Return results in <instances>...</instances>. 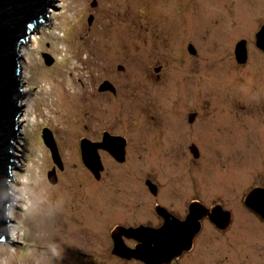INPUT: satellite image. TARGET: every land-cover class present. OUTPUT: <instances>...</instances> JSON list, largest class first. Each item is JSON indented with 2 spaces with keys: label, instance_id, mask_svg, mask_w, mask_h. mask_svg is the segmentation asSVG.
<instances>
[{
  "label": "rangeland",
  "instance_id": "374dc122",
  "mask_svg": "<svg viewBox=\"0 0 264 264\" xmlns=\"http://www.w3.org/2000/svg\"><path fill=\"white\" fill-rule=\"evenodd\" d=\"M62 1L61 21L31 32L21 48L27 96L20 125L28 154L13 172L17 208L9 225L10 240L21 245L0 243V264H142L112 254L114 228L156 226V203L185 220L195 202L230 210L232 226L220 232L205 219L192 252L172 264H264V221L244 202L264 188V53L256 46L264 0H190L199 15H190L184 34L200 55L193 59L194 51L183 48L188 60L174 62L167 77L174 86L164 92L137 68L151 60L146 52L156 37L149 8L166 11V2ZM243 40L248 60L239 64L235 48ZM116 43L123 44L120 54ZM180 43L173 40L174 57ZM105 81L115 95L102 93ZM196 108L201 118L188 126ZM44 129L53 133L63 170L44 144ZM104 131L127 137L131 151L120 166L99 154L105 173L97 181L80 144ZM54 168L56 184L49 180ZM147 180L157 186L156 199Z\"/></svg>",
  "mask_w": 264,
  "mask_h": 264
},
{
  "label": "water",
  "instance_id": "95a60500",
  "mask_svg": "<svg viewBox=\"0 0 264 264\" xmlns=\"http://www.w3.org/2000/svg\"><path fill=\"white\" fill-rule=\"evenodd\" d=\"M64 4L62 0H0V243L21 245L9 238V225L15 223L13 209L17 208V200L11 187L15 182L13 172L25 161L28 154L20 125L25 108L23 100L27 94L23 91L21 81L19 50L31 32L50 30L61 21L58 10ZM92 23L91 17L89 26ZM256 46L264 53V25L256 34ZM190 52H193L192 47ZM235 57L239 64L247 62L248 48L245 40L236 45ZM112 88L109 82H105L100 90L107 91ZM42 139L51 152L54 164L63 170L52 131L44 129ZM100 149L107 151L116 162L123 164L126 161V140L105 133L101 143H91L87 139L81 141L83 163L97 181L101 179L104 171ZM191 150L198 159L197 148L192 147ZM49 180L52 184L57 183L56 168L49 172ZM146 185L156 194L155 184L147 180ZM244 202L248 209L264 221V188H254ZM156 211L164 220L160 228H114L111 232L114 256L142 264H172L192 250L194 239L202 229V220L207 218L216 228L225 230L233 218L232 212L225 210L222 205L207 208L199 202L190 205L185 220L177 219L161 206ZM123 237L135 240L137 245L133 248L127 246Z\"/></svg>",
  "mask_w": 264,
  "mask_h": 264
},
{
  "label": "flooded vegetation",
  "instance_id": "af4514ba",
  "mask_svg": "<svg viewBox=\"0 0 264 264\" xmlns=\"http://www.w3.org/2000/svg\"><path fill=\"white\" fill-rule=\"evenodd\" d=\"M162 1H164V3L166 2L168 4V6L166 7V11L165 10H163V11L157 10L156 11V9H159V8L155 7V6L149 8V9H152V12H151L152 24L150 23L151 28L149 29V32H151L153 35L154 34L156 35V37H154L155 39L151 40V45H150V42H148V44H147V46L150 45V47L148 48L146 53H147V55H149L148 60L149 59H151V60L147 64L140 66L139 69L137 68V73L139 71L140 77L145 78L146 81L149 82L151 88H152V85L155 86V87H153V90L159 89L161 92L166 88H171V86H174L172 84H169V81H172V82L174 81L173 78L167 79V77L173 76L170 73L172 72V70H174V68H173L174 62L177 60L178 61L188 60L189 56L184 53L183 48L188 50V52L190 53V46H192V45L190 43H188L189 42L188 40H193V39H191V37H189V36H186L184 34V31L186 30L187 26H190V17H191L190 15H192V18H194L195 21L197 19L196 16L199 15V13H198V11H196V9H194V8L190 9V7H189V1L190 0H162ZM106 15L109 16L108 13H106ZM142 23H143V21L140 22L139 29L143 28ZM141 33H143V30ZM139 34H140V32H139ZM174 39L175 40H181L180 47L178 48L180 50V53L176 54L175 57L173 54V40ZM135 41H138L140 43L146 42L145 40L144 41L135 40ZM147 41H149V40H147ZM117 45H118V53L120 54L122 51V47H123L122 45L123 44L116 43L114 46H117ZM135 47H138L137 42L135 44ZM155 51H160L161 53L156 54ZM193 51H194L192 53V54H194L193 59H197L198 56L200 55V53L195 48ZM180 64L182 65L183 62L179 63L178 66H180ZM185 70H186V65H184L183 71H185ZM119 71L124 72V73L127 72L128 74L131 73L130 71H128V69H125L123 67H120ZM105 82H107V81H105ZM108 82L111 83L110 81H108ZM112 83H114V82H112ZM111 86L113 87L112 90H109L106 92H110V93L115 95L117 93V91H116L117 89H116L115 85L113 86V84H111ZM139 86L141 87V84H139ZM164 86H166V87L163 89H160V87L162 88ZM104 92L105 91H102V93H104ZM177 93H181V92L177 90ZM201 105H203V104H201ZM176 110H174V111L177 114H180V113L183 114L184 113V110H181V109H179V110L176 109ZM186 111H188V113H190V110H186ZM192 113L196 114V116H194L192 119H189L188 126H192L198 122V120L201 118L202 111L199 108H196V109L192 110ZM172 118H174V117L169 116L165 120L171 121ZM191 121H192V123H191ZM185 123H187V121ZM167 128H169L170 130H173V128L170 125ZM105 133H107V132H105V131L102 132V135H101L102 138H98L96 140H93V139H87V140L90 141L91 143H101ZM108 134H110V136H112V137H121V138H124L126 140V156H128V154L131 151V146H130V143L128 141V138L123 137V136H117L113 133H108ZM196 138H199V137L196 136ZM99 154L110 155L107 151L102 150V149L99 150ZM118 166H120V163L118 164ZM102 173L104 175L105 170ZM157 192H158V190H157ZM157 192L154 195L155 199H156V197H158ZM159 206H161V205H157V203H156V205L154 207V212H155L154 216L157 218L158 223L156 224V226H152V225L151 226H152V228H155V229L160 228L163 224V221H164L163 218L157 214L156 208ZM224 209L228 210L226 208H224ZM228 211H230V210H228ZM168 212L170 213V211H168ZM175 217H176V215H175ZM232 217L234 218L233 213H232ZM176 218L180 219V220H184L183 217L177 216ZM233 218H232V222H231L230 226H232ZM205 219H207V218H205ZM204 220H202V226H203ZM207 220L210 221L209 219H207ZM213 226H215V225L213 224ZM219 231L225 232L222 230H219ZM193 248H194V244H193ZM193 248H192V250H193ZM192 250L190 252H192ZM190 252H188V253H190Z\"/></svg>",
  "mask_w": 264,
  "mask_h": 264
},
{
  "label": "bare ground",
  "instance_id": "6f19581e",
  "mask_svg": "<svg viewBox=\"0 0 264 264\" xmlns=\"http://www.w3.org/2000/svg\"><path fill=\"white\" fill-rule=\"evenodd\" d=\"M107 19H108V18H107ZM21 48H22V46L20 47V54L22 55L23 52H22V49H21Z\"/></svg>",
  "mask_w": 264,
  "mask_h": 264
},
{
  "label": "trees",
  "instance_id": "16d2710c",
  "mask_svg": "<svg viewBox=\"0 0 264 264\" xmlns=\"http://www.w3.org/2000/svg\"><path fill=\"white\" fill-rule=\"evenodd\" d=\"M263 221V220H262Z\"/></svg>",
  "mask_w": 264,
  "mask_h": 264
}]
</instances>
